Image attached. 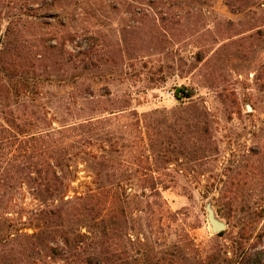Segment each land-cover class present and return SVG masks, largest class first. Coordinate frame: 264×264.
Masks as SVG:
<instances>
[{
    "label": "rangeland",
    "instance_id": "rangeland-1",
    "mask_svg": "<svg viewBox=\"0 0 264 264\" xmlns=\"http://www.w3.org/2000/svg\"><path fill=\"white\" fill-rule=\"evenodd\" d=\"M15 24L24 55L42 57L34 69L47 79L27 101L54 127L91 106L127 107L103 127L116 168L108 182L123 187L128 219L116 237L123 264H264V0H0V52ZM180 88L207 114V134L198 139L203 155L173 154L160 174L170 188L145 198L140 160L150 161V182L158 173L142 114H178L189 103L176 99ZM177 117L180 128L163 119L150 126H172L186 143L185 117ZM101 147L94 140L91 150L98 155ZM73 171L68 199L106 181L82 162ZM8 198L0 264H86L90 247L67 250L52 239L54 223L35 228L41 220L30 217L39 203L26 188ZM207 205L225 226L219 234L211 232ZM30 221L34 229L20 225Z\"/></svg>",
    "mask_w": 264,
    "mask_h": 264
},
{
    "label": "trees",
    "instance_id": "trees-1",
    "mask_svg": "<svg viewBox=\"0 0 264 264\" xmlns=\"http://www.w3.org/2000/svg\"><path fill=\"white\" fill-rule=\"evenodd\" d=\"M21 35L16 24L14 27L8 25L0 52V228L5 225L4 216L10 214L7 211L12 201L8 195L15 189L26 188L27 193L39 203L38 209L32 213L33 217H30L41 220L39 225L42 226L35 228H48L54 223L56 228L51 234L52 239L60 238L67 250L84 245L90 247L86 264H123V249L118 250L116 237L128 229V219L123 207V187L108 182L116 177V168L111 152L103 145L110 137L103 127L110 121L111 115L123 112V107L126 111L127 107L96 110L91 106L86 115L74 118V122L63 120L57 122L58 127H54L52 120L27 101L37 94V85L47 79L34 69L35 63L42 62V57L24 55L29 53V49ZM175 97L189 100L192 93L180 88L175 91ZM179 114L184 115L189 132L186 143L179 139L182 135L174 137L171 134L174 131L172 126L164 125V129L150 126L151 119H163V122L173 121L174 126L180 128ZM142 118L149 133L147 144L151 148L158 177L155 182H150L155 179L152 175L154 171L146 168L150 161L143 157L140 161L146 167H143V184L139 189L145 198L159 197L160 190L170 188L162 182L160 174L163 177L167 175L173 154L179 153L187 159H201L203 148L198 145V139L207 134V114L197 103L189 100L187 106L179 107L178 114L176 111L153 110L142 114ZM98 139L102 147L97 155L91 147ZM157 144L164 150H153ZM79 162L106 181L97 180L93 182L94 188L88 187L84 193L68 199V180L73 177V165ZM19 211L27 212L22 206ZM31 221L27 225L20 222V225L23 229H34ZM7 227L14 228L15 225L9 222ZM80 229H85L86 233Z\"/></svg>",
    "mask_w": 264,
    "mask_h": 264
},
{
    "label": "water",
    "instance_id": "water-1",
    "mask_svg": "<svg viewBox=\"0 0 264 264\" xmlns=\"http://www.w3.org/2000/svg\"><path fill=\"white\" fill-rule=\"evenodd\" d=\"M207 220L213 234H219L225 228L224 224L216 219L213 210L209 205L206 206Z\"/></svg>",
    "mask_w": 264,
    "mask_h": 264
}]
</instances>
